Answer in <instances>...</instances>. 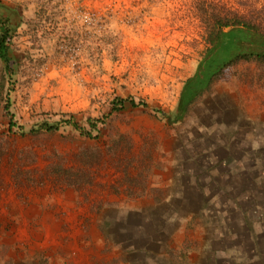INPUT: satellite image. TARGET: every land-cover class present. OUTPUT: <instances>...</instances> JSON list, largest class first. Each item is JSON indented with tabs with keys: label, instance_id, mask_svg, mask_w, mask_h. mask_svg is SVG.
<instances>
[{
	"label": "rangeland",
	"instance_id": "obj_1",
	"mask_svg": "<svg viewBox=\"0 0 264 264\" xmlns=\"http://www.w3.org/2000/svg\"><path fill=\"white\" fill-rule=\"evenodd\" d=\"M5 1L23 7L24 23L12 76L0 61V227L53 198L89 212L113 199L140 217L138 247L146 229L169 247L211 251L205 260L263 261L264 215L255 208L247 220L241 209L264 205V57L224 68L185 116L177 111L205 54L203 8L258 25L259 36H236L264 54V0ZM126 97L148 107L113 110ZM6 105L24 134L10 130ZM70 117L76 128L61 122ZM44 121L59 129L27 133ZM203 197L212 217L191 220ZM143 255L138 264H171Z\"/></svg>",
	"mask_w": 264,
	"mask_h": 264
},
{
	"label": "crops",
	"instance_id": "obj_2",
	"mask_svg": "<svg viewBox=\"0 0 264 264\" xmlns=\"http://www.w3.org/2000/svg\"><path fill=\"white\" fill-rule=\"evenodd\" d=\"M53 200L27 208L18 226L0 227V264H138L135 235L143 224L138 225L135 209L119 208L115 200L100 198L96 202L100 208L89 212L88 206L71 198ZM203 249H190L189 259L182 264H230L217 256L205 260L203 256L211 251ZM241 264H264V260Z\"/></svg>",
	"mask_w": 264,
	"mask_h": 264
},
{
	"label": "trees",
	"instance_id": "obj_3",
	"mask_svg": "<svg viewBox=\"0 0 264 264\" xmlns=\"http://www.w3.org/2000/svg\"><path fill=\"white\" fill-rule=\"evenodd\" d=\"M38 2L40 4L42 3L44 6V0H38ZM203 14L206 16L204 17V22L206 25L205 54L199 63L197 72L192 77L188 78L184 84L178 105V117H183L188 113L197 98L200 97L202 93L214 83L218 76L222 74L224 68L233 66L240 60H247L254 57H264V54H260L259 52H247L246 49H244L246 47L244 44L248 43V41L239 38L241 35L236 36V31L240 27L243 28V30H241L242 32H247L251 36H259L260 33L258 25L253 22H245L241 19H235L226 15H222L217 11H214V9H212V11H208V9L203 8ZM23 23V7L18 4L9 3L5 0H0V61L5 63L7 71L11 76L15 72V68H17L18 65V58L14 49V38L18 29ZM226 29H229V31H226ZM233 50H237L235 55L229 58L227 62L222 63L220 66L222 59L220 60L218 57L221 55H227L228 52ZM127 106L132 108H146L148 107V103L143 100L136 101L132 97L120 98L114 103L113 110H121ZM5 109L11 118L9 126L10 130L13 131L16 128L21 131L22 134H24V128L20 127L18 123L14 121V116L11 113L8 105H6ZM61 122L75 128L77 127L76 122L73 121V117H70L69 119L63 118ZM89 122L92 125V130L97 131L98 121L96 122L90 120ZM59 124L60 123H50L48 121H44L37 127L34 126L32 129L28 130L27 133L31 135L40 134L43 131L51 133L59 129ZM87 134L90 135L91 133L89 132ZM199 206L200 207L197 211L190 213V218L192 214L191 220L204 218L206 216L209 218L212 217V215H209V213L208 215L204 214V211L206 212V210H208L207 207L209 206V200H206V198L203 197L199 203ZM255 208H258L259 213L264 215V205L261 203L255 204L252 209H250V211L248 209H241V214L244 215L248 220L251 210L254 211ZM214 217H216V215H214ZM190 222L191 223L189 225H192V221ZM145 233L146 236H148V241L144 242V244L140 247L136 245V257L138 254H144L142 257H148L150 255L154 258L163 254L162 256L168 255L171 264H176L175 262L182 264L189 259V245L183 244V246L178 249L175 247H169L170 244L163 243L161 239L153 237V234L148 233L146 229ZM172 238H174V235ZM154 244H163L166 248V251L161 252L157 249H154L152 246ZM143 250H145V252H143Z\"/></svg>",
	"mask_w": 264,
	"mask_h": 264
}]
</instances>
